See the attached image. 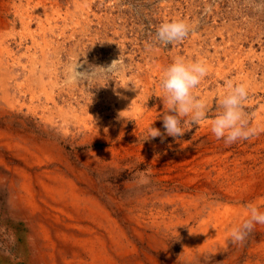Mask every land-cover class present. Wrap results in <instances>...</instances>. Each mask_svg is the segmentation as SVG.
<instances>
[{"label": "rangeland", "instance_id": "1", "mask_svg": "<svg viewBox=\"0 0 264 264\" xmlns=\"http://www.w3.org/2000/svg\"><path fill=\"white\" fill-rule=\"evenodd\" d=\"M258 2L0 0V264H264V224L229 239L249 207L264 212ZM176 19L192 30L161 45ZM176 58L208 68L193 89L207 116L146 139L164 132ZM77 61L91 74L69 82ZM229 82L257 129L230 145L211 131Z\"/></svg>", "mask_w": 264, "mask_h": 264}, {"label": "clouds", "instance_id": "2", "mask_svg": "<svg viewBox=\"0 0 264 264\" xmlns=\"http://www.w3.org/2000/svg\"><path fill=\"white\" fill-rule=\"evenodd\" d=\"M258 6L264 7V0H259ZM191 30L190 24L183 19L164 22L156 32V39L161 45L167 46L183 40ZM84 62L87 63L86 60ZM81 68L82 65L78 61L71 66L69 82L87 79L91 69L88 67L87 70H79ZM101 68L106 72H112L117 65L114 60L107 67ZM207 72L208 68L202 61L189 62L183 58L173 60L165 69L161 79V88L166 100L162 114L164 132L151 127L150 124L146 139L160 137L163 140L166 136H171L179 140L186 131L190 130L181 127L182 118L190 117L188 124H196L206 118L207 104L193 95V89L201 83ZM227 87L228 90L220 101L222 110L213 120L211 131L217 139H223L230 145L237 140H247L256 135L257 129L249 127V119L243 111V101L248 96L246 85L229 82ZM248 211V218L231 230L229 239L232 243L243 244L256 224H264V212L255 206L249 207Z\"/></svg>", "mask_w": 264, "mask_h": 264}]
</instances>
